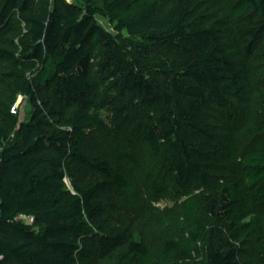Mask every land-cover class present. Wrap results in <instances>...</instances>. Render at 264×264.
<instances>
[{"label": "trees", "instance_id": "16d2710c", "mask_svg": "<svg viewBox=\"0 0 264 264\" xmlns=\"http://www.w3.org/2000/svg\"><path fill=\"white\" fill-rule=\"evenodd\" d=\"M82 2L0 0V264H264V92L249 102L264 0ZM101 110L178 202L154 242L117 222L145 204L135 152L93 151ZM241 122L253 149L238 161Z\"/></svg>", "mask_w": 264, "mask_h": 264}, {"label": "rangeland", "instance_id": "374dc122", "mask_svg": "<svg viewBox=\"0 0 264 264\" xmlns=\"http://www.w3.org/2000/svg\"><path fill=\"white\" fill-rule=\"evenodd\" d=\"M69 2L78 5L79 7L84 8L85 4L82 0H68ZM100 4L101 1H99ZM226 17L225 11L216 12L212 14V19L214 21H221ZM99 25L104 28L106 31L115 35L114 26L111 25L109 20L103 17H97ZM230 20V19H229ZM229 27L225 30L229 38L237 39L234 34V22L229 21ZM127 34L123 33V37H126ZM250 91H249V102H253L256 100L260 93L264 92V63H262L259 59H250ZM5 87L0 88V95L7 97V90ZM15 109L20 115L22 122H28L30 120L31 112L33 110L30 100L28 97L18 96L17 102L15 104ZM98 115L101 116L109 126L108 131L99 136L93 145V151L98 156H103L107 160L111 162L114 161L118 152L124 151H134L137 161L136 165L133 167L135 174L139 177L140 180V190L142 194V198L145 204V210L142 214L137 216H123L119 221L120 223L125 224L126 227L131 228V231L136 237H144L146 235L147 239L151 242H154L159 238L161 229L156 224L155 216L161 215L165 211H172L177 208L178 202L171 197V195L165 194L160 197H156L155 193L151 187V176L145 169V161H146V153L142 146L133 142L132 144H128L126 141L129 137V134L123 135L122 139L118 137V132L116 129L110 126V116L107 111L101 110L98 112ZM239 125V129L241 130L237 139H236V148H235V158L240 161L244 156L250 153L253 149V145L251 141L245 138V122H241ZM120 148V149H119ZM131 167V168H132ZM47 168H43L40 171L41 175H46L48 173ZM93 176H86L84 178V183H90L95 181ZM66 189L73 191L72 184L69 180L65 181ZM263 223H264V211L260 213ZM24 222H27L28 219L23 218Z\"/></svg>", "mask_w": 264, "mask_h": 264}, {"label": "built area", "instance_id": "2783aa9c", "mask_svg": "<svg viewBox=\"0 0 264 264\" xmlns=\"http://www.w3.org/2000/svg\"><path fill=\"white\" fill-rule=\"evenodd\" d=\"M30 223H33V220H30Z\"/></svg>", "mask_w": 264, "mask_h": 264}]
</instances>
